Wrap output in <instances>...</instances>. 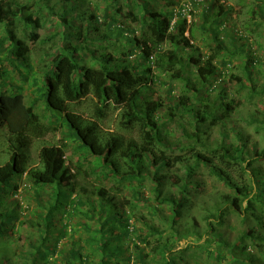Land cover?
<instances>
[{
    "label": "trees",
    "instance_id": "16d2710c",
    "mask_svg": "<svg viewBox=\"0 0 264 264\" xmlns=\"http://www.w3.org/2000/svg\"><path fill=\"white\" fill-rule=\"evenodd\" d=\"M117 1H124L128 9L124 20L140 27L138 34L128 23L110 16L108 32L127 45L122 56L115 59L107 54L103 45L107 41L92 49L86 32L63 18L68 28L58 32L61 39L54 55H44L42 61L48 62L40 64L34 81L39 83L37 99L27 104L14 81L27 80L20 67L31 74L35 71L28 64L30 50L15 30L20 26L24 32L30 31L27 35L34 42L42 22L29 6L0 0L4 31L0 53H6L4 61L12 65L15 76L4 80L5 72L0 70V129L13 139L6 160L0 154V264H200L194 261L197 251L212 257L213 264H262L264 149L258 151L249 136L239 131L229 141L222 132L221 141L213 147L206 142L209 129L225 126L240 106L238 97L226 100L219 88L226 78L240 83L237 93L249 87L250 99L264 95V81L258 84L254 74L264 63V54L257 51L264 50V43L241 34L244 41L239 44L223 20L228 8L214 9L210 22L205 6L201 22L196 24L195 11L201 4L197 0H164L161 7L157 5L162 0ZM61 2L64 11L81 4L77 0ZM254 12L263 19L261 6ZM92 20L101 23L100 17L87 22ZM200 32L208 34L210 52L205 59L197 55L196 81L187 79L172 99L171 85L181 77L182 59L176 48L165 50L166 42L175 47L182 42L195 53L192 44ZM85 54L87 64L82 60ZM237 54L242 56L235 66L231 58ZM0 63L2 68L3 61ZM232 67L241 76H235ZM159 85L167 87V101L154 90ZM214 92L218 99L209 102V94ZM86 99L94 106L91 120L71 109ZM37 100H43L52 112L54 128L62 127L63 145L43 146L32 167L23 149L48 131L35 112ZM110 107L117 111L118 128L133 134L130 138L100 133L98 121ZM182 119L186 121L180 124ZM172 123L181 132L179 138L175 139ZM69 143L79 152L75 162L67 156ZM83 163L89 168L81 170ZM79 177L83 184L72 185L71 179ZM209 180L220 187L206 188ZM127 182L132 188L124 196L121 187ZM21 188L32 190L34 204L27 215L15 200ZM43 194H47L46 200ZM188 211L193 213V225L182 224ZM80 214L84 220L75 225L84 231L78 236L72 221ZM229 218L244 226L232 240L223 232L236 229L230 227ZM197 220L204 223L203 230L196 228ZM185 236L195 237L197 243L179 249ZM67 238L70 246L61 247ZM189 251L192 260L186 259Z\"/></svg>",
    "mask_w": 264,
    "mask_h": 264
},
{
    "label": "rangeland",
    "instance_id": "374dc122",
    "mask_svg": "<svg viewBox=\"0 0 264 264\" xmlns=\"http://www.w3.org/2000/svg\"><path fill=\"white\" fill-rule=\"evenodd\" d=\"M19 4H23L26 6H29L31 11L37 15L41 22L42 27L40 30L36 32L37 39L33 42L29 37L28 33L30 31L26 30L23 31L22 27L18 26L15 30L16 36L21 39V41L24 43V45L30 50L27 54L28 64L33 66V72L34 74H31V72L25 71L24 68H19L24 77H27L26 81L18 82L14 81L16 86H20L21 92L24 95L25 102L29 104V102H32L33 100L37 99V87L39 86V83H35L36 80L35 77H38L37 69L39 68L41 63L48 62V59L45 61H42L44 55L46 53L50 52V55H54L53 50L55 49L56 45H58L60 38L59 31L64 28H68L65 26L66 24L63 23L62 19L65 18L68 22H73V24H76L80 27V29L84 32H86L85 37L87 36V41L90 43V46L92 49H95L102 45V42L107 41L103 43L105 45V51L107 54L113 55L115 59H119L122 56V52L126 50V44L122 40H115L113 39V33H109L107 30V22L113 17H115L120 23H128L126 20H124L123 13H126L128 11L127 7L125 6L124 1H114L113 0H77L81 4L78 6L76 5V8L73 11L65 10V4L63 5V2L61 0H15ZM176 2H180L181 0H175ZM200 1V5H197L196 11H195V22L196 24H200L201 22V13L203 7H207L208 16H210L209 21L211 22L214 16L211 15L214 9L219 10V7L228 8L226 12H228V15L223 18L225 21V26L230 27L228 29V32L232 34L234 38H236L237 41H239V44L244 41L241 40L239 35H249L252 40H255L256 38L261 42L264 43V17L263 19L259 17V14L257 12H254L256 9V6H261L263 9L264 14V0H197ZM47 2V5L45 6ZM71 1L67 2L70 3ZM165 1L162 0L157 5L158 7H161L164 5ZM178 4V3H177ZM176 4V5H177ZM212 4H214V8H212ZM71 5V3H70ZM69 5V6H70ZM121 5H124L125 7L122 8V12L118 13L116 15H113L116 13L117 8ZM175 5V6H176ZM178 6V5H177ZM48 7H51V9H48ZM106 13V14H105ZM103 15H106V18H103ZM110 16H113L110 18ZM95 17L101 18V23H96L94 20L87 22L89 19H94ZM190 20V18H189ZM125 23V24H126ZM92 24V25H91ZM256 24L258 26L256 27ZM133 29H137L138 34H140V27L137 24H129ZM95 27V29H94ZM248 27V28H245ZM236 30V31H235ZM234 34V35H233ZM137 35V34H136ZM135 35V36H136ZM4 36L3 28L0 27V38ZM220 37L223 35L220 34ZM103 37V39H102ZM239 39V40H238ZM226 40V38L224 39ZM114 41V42H113ZM112 42V43H109ZM6 45V43H5ZM192 46L197 49V52H193L189 47H184L183 43L180 42L178 47H175L168 42H166L165 50L168 51H175L179 55V57L182 59V67H180L179 71L181 74V77L179 80L172 83L171 88L173 89L172 93V99H174L175 96H178L180 91L184 88V83L187 79L191 81H196V66L194 64L196 57L198 54L202 56L204 59L209 54L210 48L212 47V44L210 42V39L208 37V34L206 33H197L196 39L193 41ZM255 49V46H253ZM252 47V48H253ZM89 49V48H88ZM247 49V47H246ZM90 50V49H89ZM248 50V49H247ZM101 51V49H99ZM259 55L264 54V50H257ZM98 54V52H97ZM6 56V53H0V60L3 61V67L1 68L0 63V70H4L5 72V78L4 80H14L15 76L14 73L10 71V68L12 65H10L8 62L4 61V58ZM241 54H237L236 56L232 57L231 60L235 66L239 64L241 61ZM84 64L89 63V59L87 54H85V57L82 59ZM235 76H241V72L237 68H231L230 70ZM157 73V72H156ZM155 73V74H156ZM158 74V73H157ZM254 74L259 78L258 82L256 84H260L264 81V63H261V66L258 70L254 71ZM261 75V77H260ZM243 77V76H242ZM1 79V78H0ZM166 81V80H165ZM244 83H247V81H244ZM240 85V83H237L235 81L229 82L227 81V78L225 79L224 83L220 85V89H222V93L224 94L226 100H229L232 96L238 97V103L239 107L230 115V119L226 120L225 126L217 125L214 128L209 129L208 131V137H210V140L208 143V147H213L216 141H221L222 138L221 134L227 133L226 140L229 141L231 138H233L235 132H243L247 136H249V140L251 143L255 144L256 149L258 151L264 149V127L261 128V122H264V119L262 116H264V95L259 98L255 97V99H250L249 97V87H245L243 90H241L239 93L236 92V88ZM224 86V88H223ZM247 86V84H246ZM8 93L11 92V89L9 91V88L6 89ZM154 90H157L158 95L161 100L167 101V94L166 90L167 87L162 86H156L154 87ZM206 96V93H204ZM247 94V95H246ZM217 92L209 94V102H214L218 99L216 96ZM93 104L89 99H86L78 106L72 105L71 109L76 112L78 115L82 116L84 120H91L94 119L93 114ZM35 112L39 114V116L42 119V122L45 124V126L48 128V131L46 135L43 138H40L38 140L34 139L30 146L26 147V149H23V151H26L27 156L29 157V165L30 166H36L38 163L37 155L39 150L46 145H56V146H62V133L60 132V129L54 128V123L50 120L52 112L48 111L46 108L45 102L43 100H37ZM164 110L160 111V115L163 114ZM105 116L101 118L98 123L100 126V133L101 134H107V133H119L122 134L124 138H130L133 134L131 132L121 131L117 126L118 118H116L117 111L113 110L112 107L105 110ZM164 120V119H163ZM185 119L180 120V124H182ZM170 124L167 125L169 127ZM172 127L176 129L175 139L179 138L181 135V132L178 130V126H175L173 123L171 124ZM58 128V127H57ZM11 137L2 129H0V154L2 157V161L6 160L5 153H7V149L9 148V144L12 143L13 139H10ZM68 146V153L67 156L72 159L73 162H75L78 159L79 152L75 149V146L72 143H69ZM179 153V152H177ZM72 162V163H73ZM81 170H86L89 168V166L86 163H83ZM263 167V166H262ZM83 174V173H82ZM91 176V175H90ZM92 178L94 176H91ZM82 178H74L71 179L72 185L81 184ZM87 182H91L88 180ZM83 184V183H82ZM149 185L148 183H146ZM22 185V182H21ZM24 185V184H23ZM131 184L130 183H124L121 187L124 196H128V193L131 191ZM211 185H216V188L220 187L217 185L214 181L209 180V183L205 186L208 188ZM147 192V191H146ZM46 195L43 194L41 196L43 199L46 200ZM32 196V190L26 189L22 190L21 188V195H19L15 200H18L21 202V207L23 208L24 215H27V212L29 210V207L32 202L31 199ZM84 215L80 214V216L75 217L72 221L74 223V229L76 231V235H81L84 231L83 228L78 227L75 225L76 221L78 220H84ZM57 220V219H55ZM193 213L192 211H188V213L183 217L182 224H189L193 225ZM228 223L230 227L235 226L234 229H224L223 232L228 234L229 240H232L234 235L237 233L239 229H243L244 226L240 224L241 222L238 219L229 218ZM252 224V223H250ZM196 228L203 230L204 223L198 222L195 225ZM75 239V238H74ZM72 239V240H74ZM64 240L61 243V247H69L70 242ZM197 243V240L195 237H189L185 236L182 241L178 244V248H185L187 245H195ZM0 244V248H1ZM264 250V247H263ZM197 251V250H196ZM196 253L197 259H194V261L199 262L200 264H213L214 260L212 257H208L203 251H197ZM251 252V251H250ZM255 253V251H254ZM228 254L227 252H224V255ZM190 251L186 254V259L192 260L190 257ZM262 264H264V252L261 256ZM225 261L221 262L220 264H225Z\"/></svg>",
    "mask_w": 264,
    "mask_h": 264
},
{
    "label": "built area",
    "instance_id": "2783aa9c",
    "mask_svg": "<svg viewBox=\"0 0 264 264\" xmlns=\"http://www.w3.org/2000/svg\"><path fill=\"white\" fill-rule=\"evenodd\" d=\"M187 19L189 20V16H187Z\"/></svg>",
    "mask_w": 264,
    "mask_h": 264
}]
</instances>
